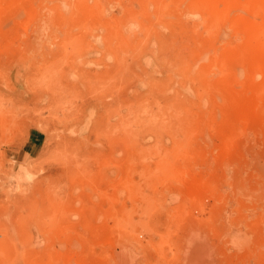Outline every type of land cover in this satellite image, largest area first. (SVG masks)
Wrapping results in <instances>:
<instances>
[{
    "label": "rangeland",
    "instance_id": "rangeland-1",
    "mask_svg": "<svg viewBox=\"0 0 264 264\" xmlns=\"http://www.w3.org/2000/svg\"><path fill=\"white\" fill-rule=\"evenodd\" d=\"M238 2L212 25L194 0H0V82L20 93L0 264H264V86L240 29L261 17ZM53 74L97 83L81 131L26 84ZM237 96L262 101L240 121ZM64 137L84 165L66 175Z\"/></svg>",
    "mask_w": 264,
    "mask_h": 264
},
{
    "label": "bare ground",
    "instance_id": "bare-ground-1",
    "mask_svg": "<svg viewBox=\"0 0 264 264\" xmlns=\"http://www.w3.org/2000/svg\"><path fill=\"white\" fill-rule=\"evenodd\" d=\"M238 1L237 0H194V2H196L202 9L206 10V12L210 17L209 19L207 18V21L208 23L210 22L209 24L212 25L215 24L216 22H219V20L222 19L223 16H226L227 14L226 12L228 11V8L236 3L239 4ZM245 2L247 3V1ZM219 4H221L223 7L220 8ZM249 4L251 11L254 14L259 15L261 17L260 21H252V20L243 21L240 24L241 26L240 29L241 32H243L244 35L246 36L243 47L246 51V60H247V68H248L246 69L249 70V72L247 71L248 74L246 72L247 77L248 79L250 78V80L251 79L253 80L256 77L259 78L261 77V81L258 83L252 82V80L248 82L250 83L248 84L249 88L253 89L255 91V94H257L260 91V88L264 86V0H250ZM56 78L57 76L55 74H53V76L51 77L41 76L37 78H32L30 80H26V84L28 88L34 92V94L38 99L47 100L50 104H52L58 110H60V112L62 113L63 122L68 123L70 121H73L72 124H63L62 126L64 130H68L69 133H71L70 130L72 131L74 129H75L74 132H77V129L81 131L83 127V123L85 121L86 122L88 121L87 117L90 115V111L93 112L91 108L92 107L93 109L95 108L93 101L89 100L90 98L89 99L84 98L85 97L84 95L87 94L91 95V93L88 90H93V89L96 90L97 83L95 80L94 82L82 81L78 84H75L71 88L67 86L70 82L67 84L66 79L64 80L63 78H58V79ZM71 84L70 86L73 85ZM9 86H10L9 81L8 82L4 81V83L0 82V128L2 129L4 128L5 130L8 126L12 127L13 129V126L15 124V122L12 123V119H15L14 118L15 115L13 114L14 109L9 105V103L15 106L13 102L17 99L18 96L20 97V93L18 95L7 94L9 92L8 90L7 93H5L6 92L5 89L7 88L9 89ZM82 87L86 90V93H81ZM259 100L262 101L261 97L259 96L250 97L248 100L242 96L234 97L233 103L235 105L234 109L236 111L235 116L241 118L240 121L244 120V117L247 113H252L254 110L257 109L256 105ZM48 109H49V117L51 118L50 105H48ZM89 117H91V115ZM54 121L60 123L61 118L55 117ZM10 127L9 129H11ZM14 128L16 127L14 126ZM10 131L12 132V130ZM2 133L7 134L5 132ZM2 137L0 136V138ZM77 147L78 145L75 139L73 140L66 139V137H64L61 139L59 143L56 144V147L54 148L55 152L51 157L53 163L60 165L59 169L62 167V169L65 170V171L62 170L65 175L66 173L71 172V168L77 169L76 167L78 166L80 168L84 167V165L81 162L82 158L81 157L79 158L76 153ZM85 159L84 161H86ZM54 173L56 175L58 174V177H60L62 172L59 173V171L56 170V172ZM74 174H76V171L74 172ZM192 187L189 189L191 190ZM191 191L194 192L193 190ZM192 192L190 193L192 194ZM30 215H31V210H30ZM196 244L201 248L202 245L200 246L199 242L198 243L196 242ZM196 247L197 246L194 247L195 248L194 250L198 249V247L197 248ZM200 252H198V254Z\"/></svg>",
    "mask_w": 264,
    "mask_h": 264
}]
</instances>
